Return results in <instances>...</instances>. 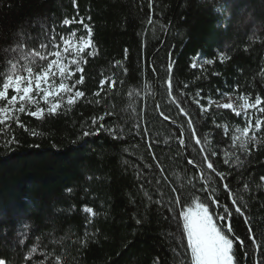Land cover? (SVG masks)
I'll list each match as a JSON object with an SVG mask.
<instances>
[{"label": "trees", "instance_id": "16d2710c", "mask_svg": "<svg viewBox=\"0 0 264 264\" xmlns=\"http://www.w3.org/2000/svg\"><path fill=\"white\" fill-rule=\"evenodd\" d=\"M73 17L92 28L94 55L79 57L87 63L72 78L84 76L77 88L85 97L43 119L18 113L24 127L0 126V258L8 264H56L58 257L63 264H191L176 218L181 207L170 201L181 193L182 200L190 194L205 200L209 192L219 200V214L225 205L233 213L221 223L245 241L244 249L234 242L239 264L264 260V247L251 244L245 217L223 187L244 198L253 233L264 236V143L243 152L232 143L243 116L215 104L202 114L194 102L207 107L208 98L222 103L224 94L264 99V0H0V72L19 55L11 51L18 45L44 51L39 45L46 43L49 51L52 36L59 41L75 30L86 37L82 25H62ZM169 63L172 96L165 87ZM101 80L116 84L100 91ZM105 112L113 115L93 125ZM100 123L116 138L104 129L83 136ZM13 135L18 143L5 147ZM257 135L264 140V132ZM205 156L226 179L206 168Z\"/></svg>", "mask_w": 264, "mask_h": 264}, {"label": "snow or ice", "instance_id": "6c2138e0", "mask_svg": "<svg viewBox=\"0 0 264 264\" xmlns=\"http://www.w3.org/2000/svg\"><path fill=\"white\" fill-rule=\"evenodd\" d=\"M219 11V9H218ZM91 19L90 17L88 18ZM151 23V19L148 21ZM73 23H78L82 25L86 32V37L80 35L77 38V43L75 48L70 46L71 39L65 38L64 35H60L59 41H57L56 36H52L51 48L53 51H48L49 44L41 43L39 49L35 48L27 50V45H18L12 48V52L19 53L15 58L7 60V68L5 71L0 72V126L11 127V122L15 121L17 126L24 127L20 122L19 114H26L28 116L43 119L45 115H54L58 111L62 110L65 104L71 108L75 105L78 100L85 97V92L77 88V85L82 84L84 76L80 75L78 79L72 81V78L77 72L82 73L81 63H87L86 60L80 59L84 53L89 55H94L90 50L93 47L92 41V28L89 24L85 23L84 19L81 18L76 20L73 17L71 20L65 18L62 21L63 26H71ZM77 32L75 30L71 31L70 36H76ZM62 47V51H61ZM50 57H54L49 59ZM225 57L222 55L221 60L223 61ZM45 62L47 63H37ZM206 64H212V60L205 61ZM72 66H75L74 68ZM192 67H196L195 64ZM172 64L169 63V77L165 81V87L167 89V94L172 96L173 83L171 78ZM153 72L155 69L153 68ZM58 81V82H57ZM109 85V89L114 88L115 80H101L100 81V91L104 90L105 84ZM187 87V85H185ZM100 91L94 93L96 96H100ZM12 93L9 95V93ZM131 95V94H130ZM199 97L200 93H196ZM228 95L227 103H220L208 98L207 107L200 103L199 99L194 102L199 105L201 113H205L215 104L217 109H231L236 117L243 116L244 123L242 127H237L235 130V135L232 138V143L235 146L239 142V148L245 152H250L249 145L253 147L264 143V140L257 133L264 132V118L256 115L257 113H264V99L260 95H256L254 101H250L248 96L241 95L238 99L243 101L239 105V110L235 106V102ZM175 102V100H173ZM41 103L47 105V107H42ZM99 103V101H97ZM18 105V107H17ZM34 110H31L33 109ZM253 110V111H249ZM182 113L187 115L183 108L180 109ZM112 112H105L98 118L92 119V124L96 125L98 121H105L106 116H112ZM165 119H168L165 116ZM189 127L191 129V136H196V131L192 127V121H188ZM219 127V125H217ZM104 129L116 138L115 130L112 128H106V123H100L99 128L95 132L84 131L83 136L87 137L89 135H97L99 131ZM0 135L3 132L0 131ZM35 135V133H33ZM183 135V134H182ZM12 143H18L13 135L11 139L4 142V146L7 147ZM181 146H185V140L180 139ZM195 143L198 145L201 140L197 138ZM202 151V150H201ZM215 155V153H212ZM237 160L240 158L237 157ZM189 164L193 161L189 160ZM203 163L206 164V168L215 172L222 180L226 179L222 172H216L214 168V163L209 159L208 156L204 157ZM224 163H229V159H225ZM201 180L208 183V177L205 175L203 169L200 170ZM264 181V176L260 178ZM191 183V181H189ZM194 187V185H193ZM223 187L228 190V195L231 198V204L234 206L235 213L241 217H245L244 222L248 226V239L251 244L256 249H261L264 247V236H257L253 233L252 226L249 223L248 218L245 216L242 206L246 207L244 204V198L242 196L236 197L231 190L229 185L225 183ZM244 190L247 191L249 186L244 184ZM209 189L203 187L201 191L207 192ZM173 192L176 189L172 190ZM212 191H215L213 189ZM147 195V193L145 194ZM177 195L174 200L170 201L171 205L180 206L181 210L178 212L176 218L179 221H183V232L186 234L187 238V251H190L191 264H239V258L237 251L234 249V242L238 243L239 248H246L245 241L233 233V228L230 223L221 225V221L229 220L232 217V211L227 205L223 208V214L216 213L211 209L212 204H216L219 207L218 198H205L202 200L200 197H195L190 194L185 199H181V196ZM151 199V197H149ZM157 203H162L161 201H156ZM186 205V206H185ZM167 210L169 212L174 211V207L168 206ZM85 212L93 213L92 208H85ZM140 223V220H137ZM226 229V231H225ZM229 234H232L231 236ZM35 253L36 249L31 250ZM245 257L248 256V251L244 252ZM26 259H31V257H26ZM0 264H8L5 259L0 258ZM40 264H44L40 261ZM56 264H63V261L58 257ZM180 264H184V260L181 259ZM258 264H264V260L258 262Z\"/></svg>", "mask_w": 264, "mask_h": 264}, {"label": "rangeland", "instance_id": "374dc122", "mask_svg": "<svg viewBox=\"0 0 264 264\" xmlns=\"http://www.w3.org/2000/svg\"><path fill=\"white\" fill-rule=\"evenodd\" d=\"M66 38H70L71 39V47L73 48V50H74V48H75V45H76V43H77V38H78V36H68V37H66ZM54 49H50L49 51H53ZM61 51H62V47H61ZM51 58H54V57H50L49 59H51ZM58 82V81H57ZM11 95V94H10ZM231 99L235 102V106H236V108H237V110H239V105L241 104V103H243V101H241V100H236V99H234V98H232L231 97ZM228 102V97H226L223 101H222V103H227ZM17 107H18V105H17ZM250 112L251 111H253V110H249Z\"/></svg>", "mask_w": 264, "mask_h": 264}, {"label": "water", "instance_id": "95a60500", "mask_svg": "<svg viewBox=\"0 0 264 264\" xmlns=\"http://www.w3.org/2000/svg\"><path fill=\"white\" fill-rule=\"evenodd\" d=\"M164 119H165V118H164ZM165 120L168 121V122L171 123V124H174V122L169 121L168 119H165ZM182 139H184L183 136H182ZM182 147H183V146H182ZM188 161H189V160H188ZM198 171H199V176H200V169H198ZM208 197H209V198H212L209 192H208ZM212 206H213L214 211H215L216 213H218V209H217L216 204H212ZM220 223H221V222H220ZM221 225L223 226L222 223H221ZM225 231H226V229H225ZM229 235L231 236L232 234H229Z\"/></svg>", "mask_w": 264, "mask_h": 264}]
</instances>
